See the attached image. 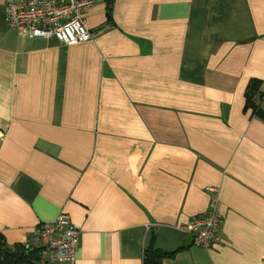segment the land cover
Listing matches in <instances>:
<instances>
[{"label": "crops", "instance_id": "crops-1", "mask_svg": "<svg viewBox=\"0 0 264 264\" xmlns=\"http://www.w3.org/2000/svg\"><path fill=\"white\" fill-rule=\"evenodd\" d=\"M96 0L94 38L23 37L0 0V232L26 243L68 212L74 261L264 264V119L245 110L263 79L264 0ZM218 198L220 242L181 226Z\"/></svg>", "mask_w": 264, "mask_h": 264}, {"label": "built area", "instance_id": "built-area-1", "mask_svg": "<svg viewBox=\"0 0 264 264\" xmlns=\"http://www.w3.org/2000/svg\"><path fill=\"white\" fill-rule=\"evenodd\" d=\"M96 0H7L6 23L23 37H55L72 45L94 38L88 28L85 12ZM4 128L0 124V135ZM212 198L204 211L193 214L181 226L190 231L193 243L205 248L220 242L222 213ZM81 229L68 212L62 210L56 218L40 222L25 245L39 248L40 264L74 261L81 240Z\"/></svg>", "mask_w": 264, "mask_h": 264}, {"label": "trees", "instance_id": "trees-1", "mask_svg": "<svg viewBox=\"0 0 264 264\" xmlns=\"http://www.w3.org/2000/svg\"><path fill=\"white\" fill-rule=\"evenodd\" d=\"M108 20L112 21V1L107 0ZM244 109H250L252 115L264 119V89L263 79L252 77L245 89ZM185 246L174 250H166L156 246V231L151 229L148 240L143 249V264H163L165 257H172ZM39 248L24 243L9 245L2 232H0V264H40Z\"/></svg>", "mask_w": 264, "mask_h": 264}]
</instances>
